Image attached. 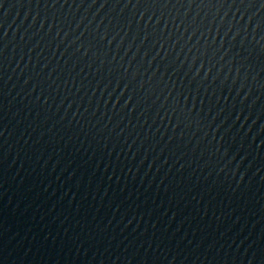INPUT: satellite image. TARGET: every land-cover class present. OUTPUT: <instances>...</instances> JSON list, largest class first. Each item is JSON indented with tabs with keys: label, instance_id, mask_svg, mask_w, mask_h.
Wrapping results in <instances>:
<instances>
[{
	"label": "water",
	"instance_id": "obj_1",
	"mask_svg": "<svg viewBox=\"0 0 264 264\" xmlns=\"http://www.w3.org/2000/svg\"><path fill=\"white\" fill-rule=\"evenodd\" d=\"M0 264H264V0H0Z\"/></svg>",
	"mask_w": 264,
	"mask_h": 264
}]
</instances>
